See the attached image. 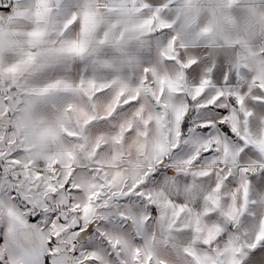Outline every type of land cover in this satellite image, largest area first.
Returning a JSON list of instances; mask_svg holds the SVG:
<instances>
[{
    "label": "snow or ice",
    "instance_id": "obj_1",
    "mask_svg": "<svg viewBox=\"0 0 264 264\" xmlns=\"http://www.w3.org/2000/svg\"><path fill=\"white\" fill-rule=\"evenodd\" d=\"M0 264H264V0H0Z\"/></svg>",
    "mask_w": 264,
    "mask_h": 264
}]
</instances>
